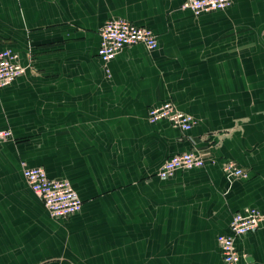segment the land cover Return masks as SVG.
I'll return each instance as SVG.
<instances>
[{"label":"crops","instance_id":"obj_1","mask_svg":"<svg viewBox=\"0 0 264 264\" xmlns=\"http://www.w3.org/2000/svg\"><path fill=\"white\" fill-rule=\"evenodd\" d=\"M184 2L0 0V49L26 66L0 88L12 132L0 143V264H223L216 238L232 212L264 211V0L199 14ZM119 17L158 45L105 65L99 28ZM166 99L194 118L187 135L148 120ZM190 148L212 162L156 175ZM226 159L247 177L225 174ZM23 166L68 179L81 211L51 217ZM236 245L264 264V226Z\"/></svg>","mask_w":264,"mask_h":264},{"label":"built area","instance_id":"obj_2","mask_svg":"<svg viewBox=\"0 0 264 264\" xmlns=\"http://www.w3.org/2000/svg\"><path fill=\"white\" fill-rule=\"evenodd\" d=\"M232 0H185L184 7L190 8L194 14L224 10ZM99 43L97 55L103 64L109 63L116 54L127 46L142 44L148 50L158 45L154 31L145 25L136 24L126 18H111L99 28ZM26 66L19 62V56L12 48L0 49V88L9 85L16 77L24 74ZM106 73L109 75L108 69ZM147 118L150 122L167 121L171 126L178 128L183 134L192 128L194 118L187 112L179 109L171 99L159 104L150 105L147 109ZM12 132L9 128L0 127V143L9 139ZM193 148L175 152L168 156L156 175L165 179L177 170L204 168L210 164ZM221 169L229 176L247 177L243 167L232 159L221 163ZM23 176L33 191L41 200L50 216L67 219L81 211L82 200L66 178H54L47 175L42 166H23ZM264 226V211L257 207H245L235 210L231 214L227 233L217 235V245L223 264H248L245 256L236 245V239L254 232Z\"/></svg>","mask_w":264,"mask_h":264}]
</instances>
